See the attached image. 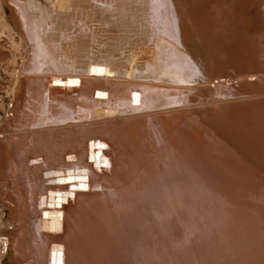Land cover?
<instances>
[{
	"label": "bare ground",
	"instance_id": "6f19581e",
	"mask_svg": "<svg viewBox=\"0 0 264 264\" xmlns=\"http://www.w3.org/2000/svg\"><path fill=\"white\" fill-rule=\"evenodd\" d=\"M107 2L0 0V264H264L259 1Z\"/></svg>",
	"mask_w": 264,
	"mask_h": 264
},
{
	"label": "rangeland",
	"instance_id": "374dc122",
	"mask_svg": "<svg viewBox=\"0 0 264 264\" xmlns=\"http://www.w3.org/2000/svg\"><path fill=\"white\" fill-rule=\"evenodd\" d=\"M258 1V8L264 10V0ZM1 23L2 22L0 19V51H3L10 55L13 54V52L17 53V51L21 49V44L17 40L16 35H14V33L9 34L12 37L9 35L7 36L8 32L4 28H2L3 26L1 25ZM12 50L13 52H11ZM6 60H0V122L2 121L4 110L10 100V92L7 89V80L8 76L12 72V68L10 66L11 64H9V62ZM6 64L9 65L7 66ZM3 216H6L5 213L3 214Z\"/></svg>",
	"mask_w": 264,
	"mask_h": 264
},
{
	"label": "snow or ice",
	"instance_id": "6c2138e0",
	"mask_svg": "<svg viewBox=\"0 0 264 264\" xmlns=\"http://www.w3.org/2000/svg\"><path fill=\"white\" fill-rule=\"evenodd\" d=\"M34 2H35V8H34L35 11H38V12H41V13L46 11L45 9H43L39 5L38 0H34ZM50 2H53V7L55 8L57 6V4L66 3V0H50ZM93 2L95 3L96 0H93ZM115 2H116V0H108L107 3L102 4V5H98V7H101L104 10L108 11V10H111L113 8V5H114ZM152 7H153V9H155L157 7L156 0H153ZM45 23H46V21H45ZM52 31L53 30L49 29L44 34L45 35H50V34H52ZM74 32H75V29L73 30V34H74ZM61 35H62L63 38H66V39H69V40H71V38H72L71 36L68 35L67 32L62 33ZM54 83H58L59 84V83H62V82L61 81H54ZM67 83L68 84H73V83H77V82L76 81H68ZM133 100L135 101V96L133 97ZM95 147L103 148V147H106V145L98 144V145H95ZM105 166H107V162L106 161H105ZM81 187H83V185H81Z\"/></svg>",
	"mask_w": 264,
	"mask_h": 264
},
{
	"label": "water",
	"instance_id": "95a60500",
	"mask_svg": "<svg viewBox=\"0 0 264 264\" xmlns=\"http://www.w3.org/2000/svg\"><path fill=\"white\" fill-rule=\"evenodd\" d=\"M54 81H56V80H53V82H54ZM63 82H64V80H63ZM49 191H55V192L57 193V192H60L61 190H60V189H53V190L50 189V190H46V192H47V193H46V196H47L46 198H47V199H49V197H50L49 194H48ZM46 203H47V206H52V202H49V200H47ZM56 206H57V209H56V213H57V214H56V217L60 218V216H61V210L58 209V205H56ZM46 211H50V210H49V209H44V210H42L41 213H42V214H43V213L45 214ZM58 230H59V226H56V227H55V231L58 232Z\"/></svg>",
	"mask_w": 264,
	"mask_h": 264
}]
</instances>
